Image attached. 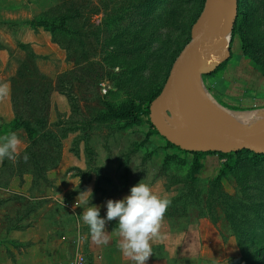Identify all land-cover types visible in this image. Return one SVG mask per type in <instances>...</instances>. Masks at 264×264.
I'll use <instances>...</instances> for the list:
<instances>
[{
    "label": "rangeland",
    "instance_id": "rangeland-1",
    "mask_svg": "<svg viewBox=\"0 0 264 264\" xmlns=\"http://www.w3.org/2000/svg\"><path fill=\"white\" fill-rule=\"evenodd\" d=\"M37 1L35 21L50 11L46 23L59 27L63 14L72 32L23 25L48 34L52 52L42 55L14 29L18 42L4 68L13 72L10 121L20 124L10 131L22 143L15 160L0 164V264H37L14 260L22 245L5 237V215H27L42 201L59 217L52 238L66 242L52 264H94L78 193L95 184L96 201L117 200L141 180L171 200L152 246L157 264H264V156L241 153L225 169L224 156L207 154L194 171L192 155L167 148L149 115L136 123L106 116L109 107L150 105L159 95L205 0ZM240 9L225 67L201 76V90L264 128V0H242ZM7 122L0 118V133Z\"/></svg>",
    "mask_w": 264,
    "mask_h": 264
},
{
    "label": "water",
    "instance_id": "water-1",
    "mask_svg": "<svg viewBox=\"0 0 264 264\" xmlns=\"http://www.w3.org/2000/svg\"><path fill=\"white\" fill-rule=\"evenodd\" d=\"M238 0H205L191 27L190 41L173 63L166 82L149 105V119L158 134L185 151L264 153V128H250L201 90L200 78L229 57V42ZM172 115L173 119L170 118Z\"/></svg>",
    "mask_w": 264,
    "mask_h": 264
},
{
    "label": "crops",
    "instance_id": "crops-1",
    "mask_svg": "<svg viewBox=\"0 0 264 264\" xmlns=\"http://www.w3.org/2000/svg\"><path fill=\"white\" fill-rule=\"evenodd\" d=\"M37 5V0H0V62L4 63L2 65L3 68L0 69V86H7V92L4 94V98L0 100V118L4 122L10 121L11 118L9 117L11 115L9 113L11 86L8 79L13 77V72L12 70H6L4 67H6V63L10 60L8 52L15 49L16 43L18 42V39L14 36V29L15 32L19 33V41L29 43L36 53L45 55L52 52L53 44L43 29L34 30L23 26L26 24L29 25L30 21H34L37 18L40 11L37 12L32 9V7L34 8ZM18 27L25 28L19 30ZM87 190H90L92 193L90 204L101 206V217H103L105 215V208L103 207L105 201H96L97 194L99 193L95 184L93 186L86 185L84 190L78 193V196ZM1 205H4L5 209L9 206L8 204V206L6 204ZM51 205L53 203L49 201H42L36 203V208L28 212L27 215L21 214L20 216H15V213L12 215V209H9L10 214L5 215L7 225L10 227L9 230L5 231L7 232L5 237L18 240L22 245L19 248L20 256L16 254L14 257L15 261H18L19 257H21L23 261H32L37 264H52L56 263L58 259V251H65L66 248L64 245L66 242L63 241L65 236L61 235L62 233L59 239H53L51 236L52 225L59 223V217L55 216L53 210L50 209ZM74 210V213L72 212L74 219L72 220L77 221L76 217L79 212L77 207ZM11 223H14L15 226H11ZM115 227V220L106 222L105 230L108 241L106 244H97L92 239L90 240V252L93 255L94 264H134L133 261L123 256L117 247L121 238L116 233ZM43 238L45 239L42 240ZM8 248H5V252H8ZM36 253H38L36 256H30ZM157 260V257L154 258L151 255L146 264H150L149 261L157 264Z\"/></svg>",
    "mask_w": 264,
    "mask_h": 264
},
{
    "label": "clouds",
    "instance_id": "clouds-1",
    "mask_svg": "<svg viewBox=\"0 0 264 264\" xmlns=\"http://www.w3.org/2000/svg\"><path fill=\"white\" fill-rule=\"evenodd\" d=\"M7 86H0V95L6 94ZM21 139L9 131L0 136V162L15 160L21 146ZM27 154L24 159L27 160ZM90 190L79 194L78 207L81 222L88 228V235L97 244H106V222L116 221L115 231L121 238L117 247L122 255L134 264H146L152 255V241L159 237L164 213L171 200L155 194L150 185L142 180L129 188L121 199L105 201V215L101 217V206L90 204ZM77 200V201H78Z\"/></svg>",
    "mask_w": 264,
    "mask_h": 264
},
{
    "label": "trees",
    "instance_id": "trees-1",
    "mask_svg": "<svg viewBox=\"0 0 264 264\" xmlns=\"http://www.w3.org/2000/svg\"><path fill=\"white\" fill-rule=\"evenodd\" d=\"M241 1L242 0H238V13H237L236 20L238 19L239 15L241 13V9H240ZM62 15L63 14H61L58 17V19H59L58 23H60L59 27L54 25L53 27L50 26V28H49L48 24L46 23L49 20L51 21V19L55 16L54 13L50 12V11H49L48 16L46 18L40 19L41 18L40 17L39 20L30 21L29 25L34 27V28H36V27H44L45 29H48L50 32H52V34H54V35L56 34L55 32L57 30H59V31L63 30V32L71 34L72 29H70L71 27H66L67 20L63 19ZM233 34H234V31H232V35ZM23 48H26V46H22V49ZM30 53L31 52H28L26 57H28ZM224 67H225V61L222 62L219 65V67L216 68L215 71H213L210 75H214V74L219 73L221 70H223ZM141 114L149 115V104L148 103H140V104H137V105H130V106L126 107V108H122V109H119V110H115V109L109 107L107 109L106 116H109V117L115 118V119H125L128 123H136V122L140 121V115ZM17 123H18L17 119H14L13 121H10V122L6 123L5 126H4L5 129H3V131L0 133V135L1 136L2 135H6L10 131V129H15V128L20 127V124L18 123V125H17ZM150 128H151V131L154 134H158V132L155 130V128L151 125V123H150ZM28 133H29L28 136L30 138H32L33 137L32 136V131H29ZM165 144H166L167 148L175 149V150H177L178 152H180L182 154L192 155V157H193V168L192 169L194 171L199 170V168H200L199 160L201 159L202 156L207 155V154L218 153L220 156H224L226 158V161H225V164H224V168L225 169H229L231 164L234 162V157L236 155H240L241 153H245V152L247 153L248 152V153H251V154L256 155V156L257 155L264 156V153H255V152H253L251 150H248V149H240L238 151H233V152H212V151H209V152H199V151H195L194 152V151H192L191 152V151L182 150L179 147H176L175 145L169 143L166 140H165ZM26 152H27V150H26ZM4 162H5V160H4Z\"/></svg>",
    "mask_w": 264,
    "mask_h": 264
},
{
    "label": "bare ground",
    "instance_id": "bare-ground-1",
    "mask_svg": "<svg viewBox=\"0 0 264 264\" xmlns=\"http://www.w3.org/2000/svg\"><path fill=\"white\" fill-rule=\"evenodd\" d=\"M229 37H230L229 34H227L225 39L228 40ZM203 95H204V92H203ZM228 113H230L238 123L243 124L247 127H250L251 123L254 121L253 119L254 117L251 114L240 113V112H228Z\"/></svg>",
    "mask_w": 264,
    "mask_h": 264
},
{
    "label": "built area",
    "instance_id": "built-area-1",
    "mask_svg": "<svg viewBox=\"0 0 264 264\" xmlns=\"http://www.w3.org/2000/svg\"><path fill=\"white\" fill-rule=\"evenodd\" d=\"M77 203H74V205H76ZM73 207V204H72ZM83 262V258L82 257H77L75 258V260L73 261L72 264H81Z\"/></svg>",
    "mask_w": 264,
    "mask_h": 264
}]
</instances>
